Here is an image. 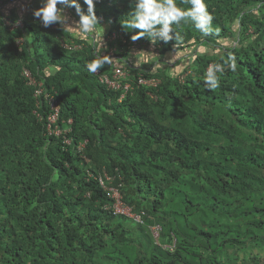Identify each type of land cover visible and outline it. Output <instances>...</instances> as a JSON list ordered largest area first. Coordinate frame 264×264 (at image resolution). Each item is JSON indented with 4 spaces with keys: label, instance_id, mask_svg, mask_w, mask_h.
<instances>
[{
    "label": "trees",
    "instance_id": "trees-1",
    "mask_svg": "<svg viewBox=\"0 0 264 264\" xmlns=\"http://www.w3.org/2000/svg\"><path fill=\"white\" fill-rule=\"evenodd\" d=\"M207 3L219 37L182 25L181 43L152 45L120 25L132 0H98L100 55L113 60L101 74L126 73L114 90L86 70L93 49L76 31L34 21L41 0H0V264H264V0ZM150 46L160 58L147 64ZM190 50L181 72L165 60ZM229 52L236 72L207 90ZM111 187L141 221L108 208Z\"/></svg>",
    "mask_w": 264,
    "mask_h": 264
},
{
    "label": "clouds",
    "instance_id": "clouds-1",
    "mask_svg": "<svg viewBox=\"0 0 264 264\" xmlns=\"http://www.w3.org/2000/svg\"><path fill=\"white\" fill-rule=\"evenodd\" d=\"M96 2L98 0H83V5H86L85 12L79 0H41V6L34 9L32 13L34 21L42 27L49 28L57 25L61 31L74 30L79 34L80 39L87 42V45L93 49L94 58L87 61L85 65L86 70L91 74H98L106 65L112 66L113 61L107 55H100L105 46L103 38L101 39V30L104 34V28L95 12ZM180 5H187V7ZM66 8L75 9L79 17L78 21L69 24V17L65 15ZM22 18L18 20L15 27L23 26ZM122 18L120 25L125 33H135L130 36L133 42L145 38L152 45L159 42L167 44L170 41L181 43L183 36L177 29L182 25H188L199 32L201 38L219 37L221 31L219 26L213 23L215 17L209 10L207 0H180L179 5L177 0H132L130 10ZM20 20L22 25L19 24ZM216 51L219 52L220 49ZM138 66L136 62L135 67ZM236 70L235 55L231 52L226 56L221 55L220 62L209 64L202 78L203 86L207 90H215L220 86V77L223 74L227 71L236 72ZM111 206L112 201L108 206L110 210H112Z\"/></svg>",
    "mask_w": 264,
    "mask_h": 264
},
{
    "label": "built area",
    "instance_id": "built-area-1",
    "mask_svg": "<svg viewBox=\"0 0 264 264\" xmlns=\"http://www.w3.org/2000/svg\"><path fill=\"white\" fill-rule=\"evenodd\" d=\"M19 24L22 25L21 20L19 21ZM116 38V36L114 37ZM24 75L26 78H28L30 84H36L37 90L35 92V95L37 98H40L42 95H44V87H43V82H37L33 77L32 74L28 71H24ZM99 76V79L102 83L106 84L109 88L111 89H120L121 84L118 83V80H120L122 77L126 76V73L123 69L121 68H116L114 71L113 79L109 78L107 75H102L101 72L98 74H95ZM140 84L144 85H150L154 86L157 85V82L154 80H147L143 77L140 78L139 80ZM130 90V85H127L125 87L126 93ZM46 99L49 101L50 109H51V114L48 116L47 119V130L50 136H60L64 132L59 126L58 122L60 120V112H61V107L56 99L53 97H49L47 94L45 95ZM65 144L70 145L71 144V139L65 138ZM87 144V141L79 145V150H84L85 146ZM108 180H110V177H107ZM102 181V184L104 185V181ZM105 187V185H104ZM107 189V196L112 199V206L110 207L115 214L119 215H126L128 217L134 218L138 221H141V215L134 213L132 208L127 205L125 202L122 200V195L120 192V187H111V188H106ZM160 231L161 228L159 226H156L153 228L154 235L156 239H159L160 237Z\"/></svg>",
    "mask_w": 264,
    "mask_h": 264
},
{
    "label": "rangeland",
    "instance_id": "rangeland-1",
    "mask_svg": "<svg viewBox=\"0 0 264 264\" xmlns=\"http://www.w3.org/2000/svg\"><path fill=\"white\" fill-rule=\"evenodd\" d=\"M68 22L72 23V20L69 19ZM202 51L205 52L206 49L199 48V52L201 53ZM185 55L187 56L185 57ZM139 58L140 61L143 60L146 61L147 64H149L152 63V61L158 60L160 58V54L158 53V51L155 49L154 46H150V48H148L146 52H143V55L142 56L140 55ZM165 60L170 62L171 68L172 67L174 68L175 63H178L179 65L175 68V70L181 72L184 67L188 65H192V62L195 60V55L190 50L179 54H169L165 57Z\"/></svg>",
    "mask_w": 264,
    "mask_h": 264
}]
</instances>
